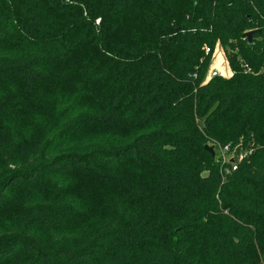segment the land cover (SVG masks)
<instances>
[{
    "label": "trees",
    "instance_id": "16d2710c",
    "mask_svg": "<svg viewBox=\"0 0 264 264\" xmlns=\"http://www.w3.org/2000/svg\"><path fill=\"white\" fill-rule=\"evenodd\" d=\"M213 1L0 0V264H264V0Z\"/></svg>",
    "mask_w": 264,
    "mask_h": 264
},
{
    "label": "built area",
    "instance_id": "2783aa9c",
    "mask_svg": "<svg viewBox=\"0 0 264 264\" xmlns=\"http://www.w3.org/2000/svg\"><path fill=\"white\" fill-rule=\"evenodd\" d=\"M204 49L206 52H208V48H204ZM213 59L214 58H212V65L214 63ZM225 63H226V61H225ZM226 66L228 69L227 63H226ZM228 70H230V69H228ZM227 74H228V72H227ZM231 74H232L231 70L229 71V75L227 76L225 71H223L221 68L219 69V68L215 67V68H212L211 70L208 71L207 77L208 78L215 77V76L229 77V76H231ZM216 149H217V153H218L217 155L221 159L222 164L223 163H230L231 164V171L236 170L237 164L240 163L244 158H246L252 152L251 149H249L247 151L240 152L239 154L235 155L230 151L229 145H225L223 147H217Z\"/></svg>",
    "mask_w": 264,
    "mask_h": 264
},
{
    "label": "rangeland",
    "instance_id": "374dc122",
    "mask_svg": "<svg viewBox=\"0 0 264 264\" xmlns=\"http://www.w3.org/2000/svg\"><path fill=\"white\" fill-rule=\"evenodd\" d=\"M215 1H219V0H214L213 1V4L211 5V13H219L221 11V8L217 6ZM185 2H183V0H179V2L176 5L177 6V10H180L183 13H188V7H186ZM183 4H185V6ZM220 13H222V11ZM225 55H226V53L224 52L222 47L219 44H216L215 47H214V50L212 51V56H213L212 58H214L213 59L214 63H213V65L211 63V66H210L209 70H211L212 68L216 67L215 62H216L217 58H220V65L222 67L220 65H218L217 68H219V69L221 68L223 71H225L226 75L228 76L229 75V70L227 69V66H226L227 62L225 63V61H226ZM227 71H228V74H227ZM203 175H207V172L203 171Z\"/></svg>",
    "mask_w": 264,
    "mask_h": 264
},
{
    "label": "water",
    "instance_id": "95a60500",
    "mask_svg": "<svg viewBox=\"0 0 264 264\" xmlns=\"http://www.w3.org/2000/svg\"><path fill=\"white\" fill-rule=\"evenodd\" d=\"M256 32H258V30L247 31V32H245V33L243 34V36H244V38L246 39V41H247L248 44H251V43H252L253 36H254V34H255ZM204 150H205L206 152L209 153V155L211 156V158L214 157V152H213V148H212V147H210V146H205V147H204Z\"/></svg>",
    "mask_w": 264,
    "mask_h": 264
},
{
    "label": "crops",
    "instance_id": "0c3cea01",
    "mask_svg": "<svg viewBox=\"0 0 264 264\" xmlns=\"http://www.w3.org/2000/svg\"><path fill=\"white\" fill-rule=\"evenodd\" d=\"M229 69V68H228ZM230 71V70H229ZM228 72V71H227Z\"/></svg>",
    "mask_w": 264,
    "mask_h": 264
}]
</instances>
